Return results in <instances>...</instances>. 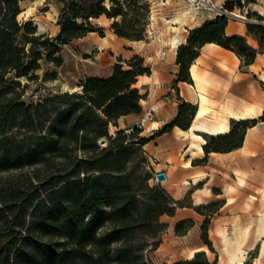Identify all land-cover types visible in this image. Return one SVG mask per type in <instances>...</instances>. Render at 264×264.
<instances>
[{"label":"trees","instance_id":"obj_1","mask_svg":"<svg viewBox=\"0 0 264 264\" xmlns=\"http://www.w3.org/2000/svg\"><path fill=\"white\" fill-rule=\"evenodd\" d=\"M21 1L0 0V173L26 168L36 173L21 184L0 186V264H152L148 252L160 247L168 228L161 217L174 216L185 206L199 213L202 208L213 210L202 225L204 241L210 246V217L223 201L186 205V199L176 201L163 186H152L143 150L144 144L174 126L188 128L192 121L179 123L184 107L192 111L191 118L197 107L181 100L176 117L148 137L139 136V128L111 133V126L118 127L121 117L143 112L144 95L134 85L151 69L142 58L136 56L138 63L129 61V68L117 63L110 77L87 78L80 93L61 92L35 102L24 99L28 83L23 85L21 79L35 80L42 61L60 68L66 45L91 32L104 36L93 19L105 16L114 20L112 29L119 37L144 40L149 0H59L60 29L54 36L39 33L32 22L19 23ZM240 3L226 0L223 6L234 11ZM256 18L263 20L260 15ZM227 23L225 15L216 16L190 31L186 43L177 49L180 69L174 88L180 81H189L190 64L202 44L216 42L233 50L244 66L263 51L250 46L246 36H227ZM213 29L220 30L221 38L199 44V38ZM253 29H264V25L248 24V35ZM237 42L251 53L245 56ZM242 121L250 122L246 131L259 122ZM232 134L208 136L205 150L237 149L244 137L237 147H210L211 138ZM193 226V219L182 220L176 234L185 235ZM174 264L219 262L200 251Z\"/></svg>","mask_w":264,"mask_h":264},{"label":"crops","instance_id":"obj_2","mask_svg":"<svg viewBox=\"0 0 264 264\" xmlns=\"http://www.w3.org/2000/svg\"><path fill=\"white\" fill-rule=\"evenodd\" d=\"M164 1L167 3L164 4ZM225 1L217 0L220 6ZM178 2L156 0V15L151 17L152 23L144 40L132 41L116 34L112 37L97 36V32H91L66 45L89 39L94 59L91 62L84 59L82 64L76 62L77 68L81 66V69L72 72L71 78L77 81L76 85H66L61 92L78 93L79 85L87 78L110 77L117 63L123 64L136 56L142 58L151 69L150 74L140 75L134 85L144 95L141 101L143 112L121 117L118 120L119 129L126 130L131 124L146 118L143 133L151 136L176 117L181 100L195 105L197 110L188 128L174 126L146 143L145 149L148 158L154 162L155 175L160 172L166 174V179L159 184L176 201H184L190 194L192 206L223 201L219 215L211 218L210 239L215 241L217 236L225 242V232L233 239L229 231L223 230H220L223 233L220 238L218 228L214 227L217 218L221 219L218 222L229 223V228L233 221L238 224L247 221L251 230L242 248L249 255L258 249L257 261L261 263L264 259V254L260 256L264 235L259 237L257 229L261 224V212H264V121L248 128L242 145L237 149L220 152L206 151L205 148L208 136L230 131L231 119L261 118L264 112V49L256 55L252 64L244 66L242 58L233 50L216 42L202 44L190 64L189 81H180L177 89L174 88L173 81L180 69L176 61L177 49L186 43L190 31L206 20L190 18L183 13ZM251 9L255 14L251 20L255 21V16L260 15L263 20H258V24L264 25V0H254ZM250 23L254 22L228 18L225 33L227 36H246L248 43L258 48L257 40L248 35ZM63 59L60 68L67 63L64 56ZM206 189L210 192H202ZM198 195L202 198L201 202L196 201ZM169 217L176 223L185 219L194 220V226L186 234V237L194 235L197 244L186 257L193 258L203 250L201 225L204 215L193 207L185 206L179 207L176 214ZM221 260L219 253V264H223Z\"/></svg>","mask_w":264,"mask_h":264},{"label":"rangeland","instance_id":"obj_3","mask_svg":"<svg viewBox=\"0 0 264 264\" xmlns=\"http://www.w3.org/2000/svg\"><path fill=\"white\" fill-rule=\"evenodd\" d=\"M149 2H150V11L148 13V25H147L146 35H148V30L150 29V25L152 23L151 17L152 15L154 16L156 15V10L158 6L156 3V0H149ZM178 3H179V7L183 9V13H186L190 18H193V19L200 18V19L208 20V19L215 18L216 16H221V15H215V13H211V14H206L203 17H195L193 16L192 13H190L191 8L187 0H179ZM20 5H21L22 12L18 16V21L21 25H24L27 22H32L34 25H37L39 29L38 30L39 33H46L51 36H54L58 33V30L60 29L58 25V17L60 14V9L62 7V3L59 0H22ZM211 15H215V16L210 17ZM225 16L227 18H233L232 16H229V15H225ZM251 17H254V13L252 12L249 15V18ZM235 19L244 20L241 18H235ZM244 21H247V20H244ZM113 22L114 20L107 19L105 16L92 20L93 25L96 28H101L103 30L104 36H108V37H112V35L115 34V32L112 29ZM197 27H194L193 29ZM252 32L253 33L251 36L254 39H256L258 42V48L256 49L264 48V29H253ZM96 34L97 36H102L101 32H97ZM217 38H221L220 30H214V29L207 30L199 38V44L203 43L204 41L211 40V39H217ZM20 39H21V36H20ZM89 45H90L89 39H83L80 41H76L71 46L64 47L63 56L67 59V63L62 68H56L53 64L45 63L42 61L43 67L35 72V74L38 76L35 80L30 81L28 80V78L21 79L23 85H25V83H28V87H27L24 99L28 102H35L39 98H45L48 96H54V95L60 94L61 91L66 88V85H69L70 87H75L77 81L71 78L72 72L78 69H81L80 65H79L80 67L77 68L76 62H79L80 64H82V62H85L84 59H87L86 62H91L92 59H94L93 58L94 51H91L89 49ZM235 45H237L240 49L244 51L245 56H248L251 53L244 43L237 42L235 43ZM78 58L80 59V61ZM129 61H132V63H138L139 60L136 57L130 60H125L123 63L125 68H129L128 66ZM55 73L57 74V77L54 76ZM262 87L264 90V86ZM77 92L80 93L81 91L77 89ZM222 115L226 116V114L224 113ZM191 116H192V111L190 110V108L184 107L183 116L181 117L179 123L182 125L190 123V121H193L194 119V117L191 118ZM146 121L147 119L145 120L144 123H146ZM258 121L260 122L261 118ZM139 122L135 124H131V126L126 129V131L131 132L133 128H137V124ZM230 123H231L230 131H233V134L226 138H222V139L211 138L210 147L212 149H227V148L237 147L240 145L245 135L246 128L248 127V125H250V122L246 123L242 121V119H239V120L231 119ZM119 128L120 127H116L112 125L111 133L115 134L118 130H120ZM139 136L148 137L150 135H146L145 133H143V129H142V132L139 134ZM145 145L146 144L143 145V150L148 158ZM152 164H154V162L148 158V169L150 170L152 174L150 183L152 186H155L162 182L158 181ZM35 173L36 171L33 168H26L22 171H12V172L0 173V186L1 187L10 186L11 184L15 185L16 182H19L21 184L22 182H26L30 177L34 176ZM184 203L186 205L191 204V194L188 195ZM220 209L218 210V212L220 211ZM200 211L202 215H204V218L202 219V225H203L204 222L208 218L207 214L211 213V211L213 210L202 208ZM218 212H216L215 214H212V216L210 217V222H209V226L207 229V234H208L207 238L209 241H211L210 246L206 244V242L204 241V238H203L204 232L202 230V236H201L202 238L201 244L203 246L202 251H205L207 256L212 260L214 259L219 260V253H220L222 255L221 262L223 264H230L228 261L229 256L227 252L226 242H224L223 239H218L217 236H215L216 237L215 241H212L210 239L209 229H210V224H211V218L216 215L218 216L219 215ZM219 220L221 219L217 218L215 220L214 227L218 228V234L220 238L223 236V233H220V230L229 231L230 236L233 239H236V232L238 233V227L239 226L246 227L247 225L249 226L247 221L244 222V224L242 223L238 224V223H235V221H233L231 227L229 228V223H221V222H218ZM250 220L252 221L253 219H250ZM161 221L168 223V228L161 236L162 244L160 245V247L155 251L148 252V257L151 260L152 264H174L178 261L185 260L186 257L197 247V244L195 240L193 239L194 235L186 237V234H188V232L185 234V236L176 234L175 228L178 222L176 223V221L173 218H170L168 215L162 216ZM202 225H201V228H202ZM253 227H256V226L253 225ZM4 232L8 233V230H5ZM247 247L248 246L245 245V248ZM257 257H258V249H255L248 256V259L245 262V264H259V261L256 262ZM261 264H264V259L262 260Z\"/></svg>","mask_w":264,"mask_h":264},{"label":"built area","instance_id":"obj_4","mask_svg":"<svg viewBox=\"0 0 264 264\" xmlns=\"http://www.w3.org/2000/svg\"><path fill=\"white\" fill-rule=\"evenodd\" d=\"M187 2L189 3L191 8L190 13H192L195 17H203L206 14L215 13V15H229L233 18H241L247 21H252L254 23H259L257 19L253 21L251 20L253 18H249L250 13L252 12L251 5L253 4L254 0H240V6L236 7L234 11H228L223 6H220L217 0H187ZM163 3L166 4L167 2L164 1ZM83 88L84 86L82 83L79 85L78 89L82 91ZM145 120L146 118H143L137 124V128L143 129Z\"/></svg>","mask_w":264,"mask_h":264},{"label":"bare ground","instance_id":"obj_5","mask_svg":"<svg viewBox=\"0 0 264 264\" xmlns=\"http://www.w3.org/2000/svg\"><path fill=\"white\" fill-rule=\"evenodd\" d=\"M245 119H249V118H245ZM245 119H242V120H245ZM202 192L209 193L210 190L206 189V190H204ZM201 200H202L201 196L198 195L196 197V201L197 202H201ZM261 216H262L261 224L259 222L260 225L258 226V229H257L259 237L264 235V212L263 211L261 212ZM250 230H251V226L250 225L249 226L247 225L246 227L239 226L238 227V233L236 232L237 230L235 231L236 232V239H230L228 234L225 232V238H226L225 242H226L227 252H228V256H229V260L228 261H229L230 264H245V262L247 261L249 254H248V252H246L242 248V247H244V246H242V244L244 243L246 238L249 236ZM260 254H261L260 256H262L264 254V243H263V246H262ZM256 262H257V260H256ZM259 264H261V263H259Z\"/></svg>","mask_w":264,"mask_h":264},{"label":"water","instance_id":"obj_6","mask_svg":"<svg viewBox=\"0 0 264 264\" xmlns=\"http://www.w3.org/2000/svg\"><path fill=\"white\" fill-rule=\"evenodd\" d=\"M103 143H105L103 141ZM157 179L159 182H163L166 179V174L164 172H160L156 175Z\"/></svg>","mask_w":264,"mask_h":264}]
</instances>
